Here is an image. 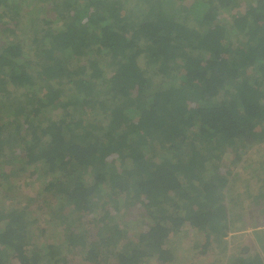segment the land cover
<instances>
[{"label":"trees","instance_id":"obj_1","mask_svg":"<svg viewBox=\"0 0 264 264\" xmlns=\"http://www.w3.org/2000/svg\"><path fill=\"white\" fill-rule=\"evenodd\" d=\"M13 1L0 0V190L53 175L38 193L63 239L35 243L29 206H4L0 264H172L171 237L203 234L206 253L247 225L230 204L249 209L253 185L222 159L259 145L243 163L262 195L264 0ZM223 248L228 264H264Z\"/></svg>","mask_w":264,"mask_h":264},{"label":"rangeland","instance_id":"obj_2","mask_svg":"<svg viewBox=\"0 0 264 264\" xmlns=\"http://www.w3.org/2000/svg\"><path fill=\"white\" fill-rule=\"evenodd\" d=\"M13 3L16 5L15 9L16 11H23L24 10V5L21 2V0H14ZM29 8V7H28ZM27 9V8H26ZM34 11V10H33ZM32 11V12H33ZM55 16H50L47 19L48 20H55ZM29 43L31 40L27 39ZM40 45V43H39ZM67 92V90H65ZM59 115L62 114L61 111L58 112ZM58 116V115H56ZM55 113L53 112V117L55 118ZM22 145H20L21 147ZM19 147V148H20ZM259 145L254 146L253 148H249L245 154H243V157L240 161H238L235 164V161L238 158L233 157L232 153H227L223 159H222V165L227 163L228 166H230V173H229V179L230 182H240L242 185V189H245L247 187H251L253 185V195L249 194V200L246 201L244 206L250 205L249 209L243 208V205L239 207L238 210L235 208L232 209V203L230 204L231 207V212L232 215L235 217L237 213H240V209L242 208V214L244 213L246 216V222L250 223L252 220L251 217L249 216V213H253V219L255 218V221L258 218V214L262 211H264V190L262 189V195L259 197H256L257 194L260 195L258 191V184L256 180L254 179L255 177V170H252L253 173V178H250V175H245L248 172V169L246 167V164L243 163L244 160L246 159L247 156L251 157H256L257 155V149ZM14 151V150H13ZM13 153V152H12ZM8 154H10L8 152ZM14 156V157H13ZM11 155L12 159H16V164L18 160V155ZM234 158V159H233ZM227 166V167H228ZM207 169H210V164L207 165ZM31 172L28 173V170L24 172V175H19L22 176L23 178H16L15 180H11L12 183L17 184L18 190H13L11 193L13 195L9 196H4L1 194L3 193V190H0V208L7 206L9 208L16 207V208H22L26 207V205L29 206V211H28V216L30 217L31 223L34 225L32 226V230L34 232V242L42 245L46 243H58L61 241L62 243V231L59 228L57 224V220L55 221L56 218H54L51 215V212L54 210V205L52 204L53 200H49V196L46 194H40L38 191H41L43 186L45 185L47 179L53 177V175L49 176V178L46 179L44 176L45 181L42 182V180L38 179L36 180L35 178L33 180H30L29 185L26 186L25 182L23 181L24 179L29 181ZM50 181V180H49ZM104 184L102 188H108L107 185ZM230 183V184H231ZM228 189V188H227ZM226 189V190H227ZM241 189V190H242ZM225 190V191H226ZM247 190V189H246ZM250 191V190H249ZM230 194L234 195V190L230 189L229 190ZM256 194V195H255ZM247 194H245V197ZM21 196V197H18ZM18 197V198H17ZM51 201V206L48 205V203ZM247 204V205H246ZM27 208V207H26ZM240 211V212H239ZM241 214V213H240ZM243 214V215H244ZM264 215V212H263ZM248 216V217H247ZM134 217L127 218V220L132 219ZM138 218V217H137ZM126 219V218H125ZM124 217L119 216L118 221L121 222L122 224L128 225ZM131 227H133L131 225ZM240 226L236 227L239 228ZM264 230V227L261 228ZM262 230H257L252 233H248V228L247 226H242L240 229H234L230 230L228 233V236L226 239H224L225 243L220 244V245H215L214 249L208 250L206 253H203V243L204 241V235L203 234H178L179 236H174L171 237L170 241V247L171 251L174 253L175 256V261L172 264H228V260L233 254H230L229 257L226 254L227 251L224 253V248L222 249V246H226L228 249L229 247H237L236 251L237 254H240L241 256L245 255H261L262 257L264 256V231ZM220 246V247H219ZM233 250V249H232ZM224 253V254H223ZM223 254V255H222ZM264 259V257H263ZM68 264H84L77 258H72ZM148 264H158L152 261V263Z\"/></svg>","mask_w":264,"mask_h":264},{"label":"crops","instance_id":"obj_3","mask_svg":"<svg viewBox=\"0 0 264 264\" xmlns=\"http://www.w3.org/2000/svg\"><path fill=\"white\" fill-rule=\"evenodd\" d=\"M259 216V215H258ZM247 227H248V229H249V231H248V233H252V232H254V231H257V230H262L261 228H262V226L261 227H255L254 226V222L252 223V220H251V222L250 223H247V225H246ZM262 231H264V230H262ZM264 257V256H263ZM262 257V258H263Z\"/></svg>","mask_w":264,"mask_h":264}]
</instances>
